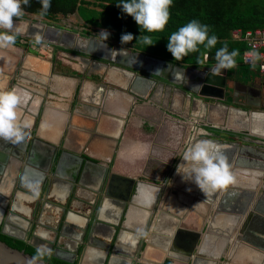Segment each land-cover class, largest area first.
<instances>
[{
  "label": "crops",
  "instance_id": "0c3cea01",
  "mask_svg": "<svg viewBox=\"0 0 264 264\" xmlns=\"http://www.w3.org/2000/svg\"><path fill=\"white\" fill-rule=\"evenodd\" d=\"M13 23L22 32L32 27L17 17ZM171 72L165 73L173 81ZM246 75L240 84L253 83L258 95L249 107L235 105L249 114L217 104L209 114L198 100L187 104L181 91L176 95L186 105L178 106L170 91L159 94L145 78L65 57L20 33L15 45L0 48V91L28 93L17 115L29 127L19 143L0 138V221L8 232L38 230L44 240L62 227L60 243L79 252V264H105L104 245L115 236L108 264H264V74ZM200 140L218 144L236 174L234 184L207 197L183 161ZM33 141L39 167L53 155L57 166L61 151L66 155L57 175L36 166L23 190H14V154ZM131 183L139 191L127 203L121 195ZM138 229L146 236L138 237Z\"/></svg>",
  "mask_w": 264,
  "mask_h": 264
},
{
  "label": "clouds",
  "instance_id": "9594fccd",
  "mask_svg": "<svg viewBox=\"0 0 264 264\" xmlns=\"http://www.w3.org/2000/svg\"><path fill=\"white\" fill-rule=\"evenodd\" d=\"M172 2L173 0H121L117 7H121L124 13L132 16L141 31L155 33L163 31L167 25ZM40 4L39 15L43 17L51 8V0H40ZM22 5L28 6L29 0H0V29L4 30L0 31V48L15 45L20 31L17 26H14L13 17L23 16ZM99 35L105 41L108 39L109 33L102 30ZM120 39L122 44H127L134 37L131 33H126L122 34ZM137 42L147 46L154 45L150 35H140ZM33 43L34 45H44L43 36L36 34ZM217 43L216 35L209 36L208 25L192 20L170 35L167 50L172 54L174 60L180 61L189 53L198 52L200 50L198 46L202 45L205 50H211ZM202 55L204 59H198L200 64H203L208 58L206 52ZM246 55L251 58L252 67L255 69L256 62L262 59L261 54L253 50ZM238 56V50L229 52L227 45L221 47L215 53L216 63L214 67L210 68L211 74L220 75L222 70L235 68ZM261 71H264V65H261ZM27 101V92L21 93L15 88L0 91V138L13 143L25 140L28 135L26 129L29 125L18 122L17 109ZM253 115L261 114L254 113ZM183 161L191 164L189 179L194 181L206 197L236 182V174L231 170L227 157L223 154L221 147L212 140H200L193 143L185 150ZM180 167L181 165L178 169ZM154 191L157 190L154 189ZM137 235L138 237L146 236V232L143 229H138ZM44 255V248H37L36 255L32 258L33 264L37 260H42Z\"/></svg>",
  "mask_w": 264,
  "mask_h": 264
},
{
  "label": "water",
  "instance_id": "95a60500",
  "mask_svg": "<svg viewBox=\"0 0 264 264\" xmlns=\"http://www.w3.org/2000/svg\"><path fill=\"white\" fill-rule=\"evenodd\" d=\"M22 20L29 22L33 29V27H37L40 35L43 36L44 41L46 45H48L52 50L57 51V50H63L71 55H74L81 59L83 62H89V61H96L99 64H102L104 66H109L112 67L115 70H123L126 72L128 75H137L141 78L147 79V81H150V83H153L156 90L159 91V94H162L164 92V89L168 90V93L170 91V101L172 103H177L176 105L181 106L182 102L183 105L185 104V100H182L179 96L176 95V92L181 91L183 94H185L186 98V103L189 104L190 100V105L196 106L197 100L205 107V110L207 113L211 114L214 113L215 111H218V107L215 106L217 105H225L226 109L232 107L234 110H238L242 113H246L247 115L249 114V111L240 108L235 105L234 102H232V106L230 103H228L225 100L226 96V79H227V74L228 70H222L220 75H212L210 72V68L214 67L215 65L208 66L205 65L204 67H183L180 65H174L169 61H166L162 58L154 57L151 55H148L143 52H130L127 50H118L115 46H113L110 42L104 41L102 39H97L94 37H88V36H82L80 37L86 41L85 46H89V50H81L79 51L78 49H73L71 47V43H73L75 40V36L77 34L75 32H71L68 30H64L62 28L52 26L47 22L43 21H36L32 20L31 18H23L20 17ZM32 39L31 35H29ZM79 39L77 38V41ZM27 42V40H26ZM79 43V41H78ZM85 44V42H84ZM116 51V52H115ZM166 69V72L168 73L171 71V69L180 70L182 72H200L202 74H206V76L203 78L198 79L203 85V88H207L214 92L215 90H219L221 87L224 89V93L222 96H217L214 95L213 93L210 94H198L192 92L190 89H187V87H181L179 84L175 83L172 81L170 78H167L163 70ZM166 74V73H165ZM222 80V82L220 81ZM246 85V84H245ZM150 85H148L149 87ZM155 90V91H156ZM195 108H193L194 110ZM224 117L226 121H229L230 114L227 112H224ZM237 120V119H236ZM240 132H246L240 131ZM239 132V133H240ZM264 142V140H261ZM34 143L29 145L27 142L23 143L22 145L19 146V149L15 152L14 155L17 157V161H15L17 165V169L15 170V175L13 174V184H14V190L18 189L23 190L24 183L26 182L28 176L33 173V168L36 167L33 159H32V151L34 150ZM66 155L64 151H61V156L58 158L57 161V166L60 164L61 159L63 156ZM62 157V158H61ZM61 158V159H60ZM54 155L52 158H49V161L44 165V166H37L40 168L43 172L48 173L51 171V169H54L55 174L57 175V166H55V163H53ZM56 162V161H55ZM230 163V162H228ZM36 167V168H37ZM59 167V166H58ZM72 174H74L73 181L77 182L79 180L80 174L78 172V169L74 171ZM75 178V179H74ZM77 178V180H76ZM139 185V183H138ZM133 190L137 193L139 191V188L134 185L129 184L128 187H126L123 190L122 193V200L126 201L127 203L132 202L131 199H133ZM45 191L44 186L41 187L40 194ZM124 206V205H123ZM128 207V204H127ZM7 210L9 209L10 212H12L13 208L11 205H7ZM130 209V206L129 208ZM7 210H2V213L4 214V217L7 215ZM67 210L66 208L62 207L59 214V220L63 223L67 221ZM121 214V213H120ZM123 216V215H122ZM121 216V218H122ZM6 221V220H5ZM61 224V226H62ZM0 226L1 230L3 233H6V225L5 223L3 224L2 221H0ZM235 225L232 226V229L234 228ZM36 231V230H35ZM54 234V238H50L49 236H44L46 238L45 241L49 243V248L52 249L51 253H53V257L64 261L68 263H75L76 262V256L79 255V252L74 251L73 249L66 247L64 244L60 243V233L62 232V227H52L50 230ZM7 234V233H6ZM35 235V234H34ZM118 237L115 236L113 240H111L107 245L104 246V248L109 249L110 254H108L109 259L112 257L114 250L117 249L116 244H117ZM57 244V246H56ZM32 246L35 248H39L36 243H31ZM56 246V247H55ZM80 251V250H79ZM47 253V251L45 252ZM34 256L31 255L30 253H27L25 250H20L17 248H14L7 244L5 241L0 239V264H33V258ZM34 264H50L46 262L45 260H37L34 262ZM105 264H108L107 262Z\"/></svg>",
  "mask_w": 264,
  "mask_h": 264
},
{
  "label": "trees",
  "instance_id": "16d2710c",
  "mask_svg": "<svg viewBox=\"0 0 264 264\" xmlns=\"http://www.w3.org/2000/svg\"><path fill=\"white\" fill-rule=\"evenodd\" d=\"M120 3L121 0H51V8L43 18L56 20L79 11H86L88 14L90 13L89 25L98 30H106L109 33L108 40L162 58L176 65H215L216 51L227 45L229 52L232 50L239 51V56L236 58V67L228 70L231 74H241L242 70H247L245 72L248 74L246 75L247 78H249L253 77L254 73L259 72L257 67L254 69L244 63L243 53L248 48V44L244 40L235 38L233 32L238 29L247 31L264 28V0H173L169 9L170 18L167 25L163 31L155 33L141 31L140 26L137 25L133 17L124 13L121 7H117ZM22 8L25 12L40 16V0H29V5H22ZM192 20L208 25L209 36L216 35L218 43L211 50H205L202 45L198 46L200 49L198 52L189 53L182 60L176 61L167 50L168 38ZM126 33H131L134 39L127 44H122L120 38L122 34ZM140 35L152 36L154 45L147 46L137 42ZM205 52L208 56L207 60L203 64L198 63V59H204L202 53ZM239 75L237 76L239 77ZM0 239L14 248L25 250L33 256L36 255L37 249L35 247L3 235L1 226ZM42 260L50 264H71L59 261L46 254ZM166 264L170 263L167 262Z\"/></svg>",
  "mask_w": 264,
  "mask_h": 264
},
{
  "label": "flooded vegetation",
  "instance_id": "af4514ba",
  "mask_svg": "<svg viewBox=\"0 0 264 264\" xmlns=\"http://www.w3.org/2000/svg\"><path fill=\"white\" fill-rule=\"evenodd\" d=\"M23 13H24L23 16H26L27 18H31L32 20L43 21V22L45 21V22L49 23L52 26H56V27H59V28H62L64 30H68V31H71V32H75L77 34V36H75V40L76 41L71 43V47L73 49H78L79 51H81V50L88 51L89 50V46H85V45H87L86 41L83 40L80 37V35L88 36V37H94V38H97V39H102V37L99 35L100 33L97 32V30L94 27L90 26L85 21H83L82 18L77 13H76L77 15L73 14V15H70L68 17L59 18V19H56V20L46 19V18H43L41 16L33 17L35 14H31V13H28V12H25V11H23ZM19 19H21V18H19ZM18 28H19L20 33H22V34L25 33L26 35H31L32 37H34L36 34H40V32H39L37 27H33V29H30V30L27 29L26 31H23V32L21 31V26L18 25ZM77 38L79 39L78 40L79 43L77 41ZM106 41L110 42L118 50L122 49V50L134 51V52H138L139 51V50H135V49H132V48L124 47L121 44L113 42V41L108 40V39ZM84 42H85V44H84ZM57 51L60 52V54L65 56V57H71L72 56L71 54H69V53H67V52H65L63 50H57ZM139 52H141V51H139ZM174 65H176V64H174ZM180 66L190 67V66H184V65H180ZM202 66L204 67L205 65L191 66V67H202ZM171 71L172 72H171L170 76H173V75L175 76V77L172 78L175 83H177V84L180 83L181 86L187 87V89H190L194 93L195 92L198 93V94H210V93H213L214 95H217V96H222L223 93H224V89L222 87L219 90H215L214 92H212L211 90H209L207 88H205V89L203 88L202 83L200 81H198L197 78L200 79V76H201V78L202 77L204 78L206 76V74H202L200 72H197V73H194V72H182L180 70L174 71V69H171ZM165 72H166V69H164L163 72H162V73H164L163 75L166 76L167 74H165ZM175 74H177L178 77ZM182 75L185 76L183 79H181ZM220 81L222 82V80H220ZM239 81H240V79L238 77L236 78L235 76H233V74H231L228 71L227 79H226L227 88H226L225 100L227 102H229V103L234 102L236 104H242L245 107H249V106H251L250 103H255L253 101V99H250V98H252L250 96L258 95V91L255 90L252 87L253 83H252V85L244 86V85H241ZM240 86H243V88L242 87L240 88ZM255 86H256V84H255ZM5 231H6L7 234L3 233L2 230H1V233L3 235L12 237L14 239H17L19 241L25 242V243L30 244V245H31V243H36L39 248L43 247L45 252L47 251V253H45L47 256L53 257V253H51L52 249L49 248V243L47 241H45L46 239L44 240L43 238H41L42 235L37 232L38 230H36V231L35 230H30L28 233L26 231H23L21 233H14V232H11V231L8 232V230H5ZM54 234H56V232ZM28 235H30V237H28ZM106 245L108 246V244H106ZM56 246H57V244H56ZM77 256H76V262L75 263H71V264H79V261L77 260ZM109 257L107 255V260H106L107 263H108V260H110ZM59 261H61V260H59ZM66 263H68V262H66Z\"/></svg>",
  "mask_w": 264,
  "mask_h": 264
},
{
  "label": "built area",
  "instance_id": "2783aa9c",
  "mask_svg": "<svg viewBox=\"0 0 264 264\" xmlns=\"http://www.w3.org/2000/svg\"><path fill=\"white\" fill-rule=\"evenodd\" d=\"M233 36L248 44V48L243 53V61L246 65L252 66L251 58L246 55L248 52L256 50L261 54L262 59L256 62V67L260 74H264V71H261V65H264V28L247 31L238 29L233 32Z\"/></svg>",
  "mask_w": 264,
  "mask_h": 264
},
{
  "label": "rangeland",
  "instance_id": "374dc122",
  "mask_svg": "<svg viewBox=\"0 0 264 264\" xmlns=\"http://www.w3.org/2000/svg\"><path fill=\"white\" fill-rule=\"evenodd\" d=\"M76 14V13H75ZM77 14H79V16L82 18V20L83 21H85L87 24H89V18H90V13L88 14V12H81V11H79V12H77ZM76 14V15H77ZM86 14H87V16H86ZM39 17L38 15H34L33 17ZM92 28V27H91ZM96 30H97V32H99V33H101V31L102 30H98L97 28H95ZM245 71H247V70H242V72H245Z\"/></svg>",
  "mask_w": 264,
  "mask_h": 264
}]
</instances>
